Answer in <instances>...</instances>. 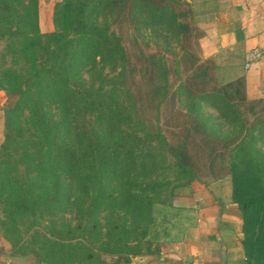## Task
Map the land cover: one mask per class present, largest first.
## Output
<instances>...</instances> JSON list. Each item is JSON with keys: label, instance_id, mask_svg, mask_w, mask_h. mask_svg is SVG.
<instances>
[{"label": "trees", "instance_id": "trees-1", "mask_svg": "<svg viewBox=\"0 0 264 264\" xmlns=\"http://www.w3.org/2000/svg\"><path fill=\"white\" fill-rule=\"evenodd\" d=\"M38 6L0 0V238L9 257H158L196 223L193 209L173 206L175 191L207 186L199 172L215 181L219 170L230 178L246 263L264 264V98L247 99L244 77L216 79L190 4L61 0L49 33Z\"/></svg>", "mask_w": 264, "mask_h": 264}, {"label": "crops", "instance_id": "crops-1", "mask_svg": "<svg viewBox=\"0 0 264 264\" xmlns=\"http://www.w3.org/2000/svg\"><path fill=\"white\" fill-rule=\"evenodd\" d=\"M61 0H39L41 32L53 31L52 13ZM195 24L203 32L199 40L202 59L214 60L217 67L228 65V81L245 79L248 100L264 98V0H189ZM42 27H48L46 31ZM50 27V29H49ZM259 59L245 68L248 55ZM0 91V144L3 140V106ZM174 207L193 209L196 223L187 229L183 241L163 245L149 264H247L241 247L242 220L231 201L230 186L222 188L191 183L185 194L176 195ZM9 259V246L0 238V264Z\"/></svg>", "mask_w": 264, "mask_h": 264}, {"label": "rangeland", "instance_id": "rangeland-1", "mask_svg": "<svg viewBox=\"0 0 264 264\" xmlns=\"http://www.w3.org/2000/svg\"><path fill=\"white\" fill-rule=\"evenodd\" d=\"M185 1H189V0H185ZM191 6V5H190ZM192 9V8H191ZM194 14V12H193ZM195 14L192 17V21L193 23H195ZM48 29V27H42L43 31H46ZM50 29V27H49ZM162 45V43H161ZM228 65H223L221 64V67H218L217 70L215 71V77L216 79L222 84V83H226L228 81L229 78V73L227 71ZM206 113L207 114H211L214 115V113L210 110L206 109ZM165 131H168L169 129L167 127L164 128ZM175 135L177 136V133H175ZM218 178V180L213 181L211 176L212 174H210L208 171H202L199 172V181L202 183H214V184H218L220 185L222 188H226L228 186H230V178L228 176H222L224 175L222 171L219 170H215L214 172ZM180 194H185V188L182 189H177L175 191V196L176 195H180ZM2 218V215L0 213V219ZM105 264H114V260L109 258V257H103L102 258ZM132 263L135 264H149L150 262L148 261V258L146 257H141V258H136L132 260ZM4 264H36L35 261L31 258V257H27V258H11L9 257V259L7 261L4 262Z\"/></svg>", "mask_w": 264, "mask_h": 264}, {"label": "built area", "instance_id": "built-area-1", "mask_svg": "<svg viewBox=\"0 0 264 264\" xmlns=\"http://www.w3.org/2000/svg\"><path fill=\"white\" fill-rule=\"evenodd\" d=\"M261 57V54L258 52L252 53L247 56L246 58V63H245V68H248L250 66V63L255 61L256 59H259Z\"/></svg>", "mask_w": 264, "mask_h": 264}, {"label": "water", "instance_id": "water-1", "mask_svg": "<svg viewBox=\"0 0 264 264\" xmlns=\"http://www.w3.org/2000/svg\"><path fill=\"white\" fill-rule=\"evenodd\" d=\"M103 264H105V263H103ZM114 264H115V263H114ZM119 264H123V263H119ZM130 264H135V263H132V262H131Z\"/></svg>", "mask_w": 264, "mask_h": 264}]
</instances>
